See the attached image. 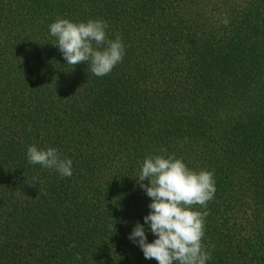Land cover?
<instances>
[{"label": "trees", "instance_id": "obj_1", "mask_svg": "<svg viewBox=\"0 0 264 264\" xmlns=\"http://www.w3.org/2000/svg\"><path fill=\"white\" fill-rule=\"evenodd\" d=\"M57 17L106 21L122 62L72 69ZM155 155L213 172L206 264H264V0H0V264H158L129 239L156 238L137 183Z\"/></svg>", "mask_w": 264, "mask_h": 264}, {"label": "clouds", "instance_id": "obj_2", "mask_svg": "<svg viewBox=\"0 0 264 264\" xmlns=\"http://www.w3.org/2000/svg\"><path fill=\"white\" fill-rule=\"evenodd\" d=\"M222 22L225 26L229 24L227 18ZM107 27V22L100 19L71 22L57 17L49 25V32L72 69L86 62L91 74L102 77L122 62L124 56L121 37L109 39ZM26 156L30 164L54 169L62 177L72 175L71 159L61 158L55 148L38 149L32 144L27 146ZM137 183L151 199L150 212L143 219L156 237L149 243L144 226L140 223L134 226L129 239L138 244L144 258L155 259L158 264H206L211 254L205 251L202 238L208 212L193 209L197 205L206 208L214 199L213 172L190 170L174 155L147 156L139 169ZM76 259H80L78 254Z\"/></svg>", "mask_w": 264, "mask_h": 264}]
</instances>
